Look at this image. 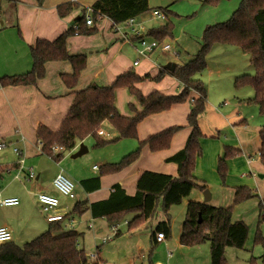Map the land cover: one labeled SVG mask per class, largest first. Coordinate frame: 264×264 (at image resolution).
<instances>
[{"label":"crops","instance_id":"obj_1","mask_svg":"<svg viewBox=\"0 0 264 264\" xmlns=\"http://www.w3.org/2000/svg\"><path fill=\"white\" fill-rule=\"evenodd\" d=\"M66 1L77 2L78 6L72 9L70 13L59 16L56 6ZM92 2L93 0H44L43 4L38 6L35 0H0V77L29 71L32 63L30 48L35 41L37 39L52 41L67 29L75 28L77 26L76 18L80 15L81 8L86 9V14L91 10ZM202 4L215 9L220 5V1L218 0L216 5H210L206 2H202ZM140 16L134 18V23L136 27H141V31L144 32L142 21L139 20ZM119 26L116 29L108 18L102 17L96 23L97 30L95 33H75L66 39V50L69 55L84 54L86 57L85 67L80 71L73 87H67L61 78L62 74L72 72L68 60L46 61L44 63V76L37 79L34 85L3 86L0 84V143L5 144L4 147L0 148V198L15 196L19 200L15 206H0V226L10 231L11 242L19 246L38 236L50 225L59 224L64 230H76L79 233L77 247L86 253L88 261L92 264H210L208 241L193 246L180 244L179 236L182 222H177V219L184 215L188 201L225 206L230 201L232 202L235 186L246 185L255 189L253 183H250L248 179L234 181L228 173L225 184L222 185L216 172L217 159L222 155L223 146H231L240 151L243 148L238 139V142H235L241 148L229 145L227 141H222V139L217 140L218 125L215 124L231 121L230 123L233 124L231 129L236 133L238 127L236 128L235 125L241 118L236 120L233 114H228L223 108L221 111L225 117L217 109H215L214 114L210 110L211 107H214L208 106L206 108V102L205 111L202 113H206L211 121L210 110L211 117L214 116V125L208 126L204 116L202 117V113L199 114L198 125L203 134L199 139L202 153L196 158L192 172L198 182H204L205 188L201 190L193 188L192 191L196 192L190 191L188 197L183 198L180 204L170 207V237L161 241L155 239L156 225L164 219L160 206L156 208L153 216L131 229H127L126 225L133 217L132 213L125 215L116 225H110L103 218H93L89 210L77 215L72 213V208L76 202L81 200H87L90 203L107 198L113 184L120 185L128 195L134 194L136 178L143 170L176 176V165L167 162L166 158L185 144L189 132V127L185 125V118L191 106L189 102L175 104L166 111L143 119L137 126L135 142H129L126 148L119 151L118 157L124 156L127 151H132L134 146L137 147L139 140H144L154 133L174 125L183 127L174 134L168 149L151 152L148 146L144 145L141 147L137 159L117 172L100 175L97 173V169L98 166L103 165L102 162H117L118 157L109 162L104 158L98 159L90 168L86 167L81 158L77 157L88 151L87 146H85L86 151L84 153L71 157V154L78 149L80 141L69 151L54 149V152L62 154L58 160L46 156L40 150L35 134L37 126L42 124L49 130L56 131L71 105L76 91L84 89L91 83L106 86L117 75L135 66L133 61L136 59L138 61V58L130 59L127 56V52L135 50L136 44L132 40L134 35L131 33L130 26L126 25L125 22ZM219 47L231 49L226 45ZM230 52H234V50H230ZM142 60L144 62L141 64H145L141 69L143 72L151 66L160 69L164 65H159L148 56ZM174 63L175 65L179 64ZM141 64L137 63L136 67ZM136 74L141 77L140 74ZM166 74L167 77L163 80H169L167 87L169 85L170 87H168V91L162 89L158 91L165 94L179 92L181 83L169 73ZM201 74L202 72L199 75L200 79ZM141 84L138 82L136 85L143 94H146L141 90ZM213 88L218 90L217 92H223V96L230 91L228 86L222 87L215 84ZM251 97L245 99L248 101ZM116 98L115 94L114 105L118 113L131 116L132 114H124L123 109L116 103ZM132 103L135 108L139 109L136 102ZM219 117H223L222 121ZM105 123L108 122L103 121L99 125L100 130L103 131L101 126ZM263 125L264 123L257 128V136ZM205 132L211 133L207 135ZM102 135L108 136L105 132ZM116 136L117 134L114 138ZM209 143L213 150L206 152ZM259 144L260 142H258V150ZM14 147L22 152V164L18 163V156L13 151ZM245 162L248 170L246 171L244 167L243 171L240 172L241 177L246 176L247 173L251 175L253 172L251 166L255 162L251 161L249 157L245 158ZM29 168L34 172L32 179H28L25 175ZM258 170L264 176V166H259ZM60 171L74 181L75 197L63 196L53 188L52 179ZM92 177H99V187L92 191L85 190L81 181ZM254 181L258 184L256 180ZM211 184L215 187L219 186L218 189L220 190L211 189ZM205 189H208L206 200L202 194ZM40 192H46L58 198L59 203L56 212L62 214L61 220L48 222L45 219L37 200V194ZM259 195L262 196V200L264 187L259 190ZM240 214V211H237L235 215H231V222H246L243 215ZM154 243L156 246L152 249ZM151 249L150 255L148 253Z\"/></svg>","mask_w":264,"mask_h":264},{"label":"trees","instance_id":"obj_2","mask_svg":"<svg viewBox=\"0 0 264 264\" xmlns=\"http://www.w3.org/2000/svg\"><path fill=\"white\" fill-rule=\"evenodd\" d=\"M41 6L44 0H35ZM218 0H204L215 5ZM78 6L77 2H62L56 6L59 16H64ZM92 26L85 24V8H81L76 18L77 26L62 32L52 41L37 39L30 48L31 68L21 74L0 77V84L28 85L36 84L37 79L44 76V63L50 60H68L72 67L70 74H62L61 78L67 87L76 84L80 71L85 67L84 54L69 55L66 50V39L75 34H93L96 23L102 17L108 18L113 25L121 24L128 19L138 17L149 10L148 0H93L90 5ZM167 17L171 13L168 8L162 10ZM173 24L166 21L158 26L144 31L143 36L162 41L172 37ZM140 35H134L132 40H138ZM214 44L233 45L249 57L253 68L252 74H241L235 77V87L249 85L253 90L248 100L257 106L258 112L264 115V0H240L228 19L204 27L199 48L193 56L183 64H176L172 71L163 67L155 75L159 80L169 73L181 83V89L175 94H165L152 90L143 94L137 87L142 77L132 69L117 75L106 86L89 84L84 89L74 93L58 129L51 131L39 124L36 128V138L40 150L46 156L58 160L62 154L56 153L53 147L69 151L75 144L87 135L96 139L97 145H103L120 138H137V126L146 117L170 109L175 104L189 102L191 104L186 115V126L189 127L184 146L166 158L167 162L176 165L177 175L143 170L135 181V192L132 195L113 184L107 198L88 202L81 200L74 204L72 213L77 215L89 210L93 218H103L110 225H116L127 214H134L127 222V229L141 224L154 215L156 208L160 209L164 219L157 223L155 231H161L164 238L170 237V214L172 205H178L187 197L193 188L204 189V182H198L192 172L196 158L202 153L199 139L203 136L198 125V116L204 111L206 90L200 73L206 66V55ZM126 87L132 94L139 109L130 104L131 116L118 113L114 105V90ZM103 120H107L117 132L113 139H102L97 134V128ZM183 126L174 125L154 133L144 140H139L137 147L122 156L117 162L105 163L100 166L99 174L117 172L134 162L142 146L147 145L149 151L157 152L168 149L174 134ZM259 161L264 166V125L258 131ZM222 155L217 159L216 172L222 185L227 175L226 161L240 153L231 146H223ZM85 190L92 191L99 187V177L87 178L81 181ZM256 196V192L246 186H235L231 204L213 206L199 201H188L185 206L184 218L181 224L179 242L183 246H193L209 242L210 264H226L224 249L226 247L242 248L245 244L248 228L242 221L231 222L234 205ZM264 199V197H263ZM263 205L259 202V211ZM264 218V215H263ZM79 233L73 229L64 230L59 224L49 226L32 240L19 246L11 241L0 244V264H92L86 253L78 249ZM263 239L256 231L254 242ZM152 245V249L155 247ZM151 250L149 253L151 255ZM264 264V261H263Z\"/></svg>","mask_w":264,"mask_h":264},{"label":"rangeland","instance_id":"obj_3","mask_svg":"<svg viewBox=\"0 0 264 264\" xmlns=\"http://www.w3.org/2000/svg\"><path fill=\"white\" fill-rule=\"evenodd\" d=\"M219 1L220 5H218L215 9H211L210 7H206V5L202 4L204 1L201 0H148L149 10L142 14L139 18V20L142 21L141 23L143 28L147 30L169 20L173 24V29L172 37H167L162 40L163 43L170 45V49L167 52H162L158 47L147 56L159 65H163L168 61H173L179 64L187 62L199 48L204 27L228 19L232 11L237 7L240 0ZM165 8H168V10L171 11L167 17L163 15V12H161L163 16L160 17L152 14L153 9L162 11ZM136 41L134 40V44H137ZM219 46L223 45L214 44L207 53L206 66L201 74V80L206 90L205 105L207 102L206 108L208 106H213L214 108L211 107L210 110L214 112V114L215 109H217V111H219V113L225 117L221 111V108H223L228 114H233V116L236 117V120L241 118V120L235 125V127L238 128L236 133H234L231 129V125H233L230 123L231 121H225L224 119L225 122L223 123V117H219L222 122L215 124L218 125V132L215 131L217 135L216 138L217 140L222 139V141H227L229 145L243 148L241 149L240 153L226 161L227 173L234 181L248 179L250 183H253L255 187L253 190L256 192V196L245 199L242 201V203L240 202L239 205L236 204L238 207L234 205L232 208L231 215H235L237 211H240V215H243L246 221L244 223L248 227V233L245 245L240 249L226 247L224 249V257L226 264H263L264 218L262 213L264 209V202H262L263 199L261 200L262 196L259 195V190L264 187V176L261 177L260 174H262V172L258 170V167H262L263 165L259 161V153L257 149L259 140L256 132L257 128L264 123V115L258 112L257 106L254 103L248 102L245 99L253 95L252 88L249 85H242L240 87H235L234 85L236 76L242 73H253V68L249 64L248 55L243 53L241 50L236 49L237 47H232L233 45H226L231 49L226 47L222 48ZM223 49L225 50L222 51ZM230 50H234V52H230ZM127 56L130 59L138 58L137 63L140 64L144 62L142 59L145 58L138 56L135 50L127 52ZM144 66L145 64H141L138 67L135 65L130 68L134 72L141 75V90L146 93L154 89L168 91V87H170V85L167 87V84H169L170 81L163 80L165 77H167V74L165 73L159 80H156L154 77L159 68L156 69L151 66L143 72L141 69ZM152 70L154 71L152 72ZM215 84L222 87L228 86L230 89L228 92L229 94L224 92L226 95L223 96V92H217L218 90H214L213 85ZM115 94L117 97L116 103L120 105L121 109H123L124 114L131 115L132 111L130 110V104L133 105L132 102H136L135 97L130 94L126 87H118L114 90V100ZM210 110L209 116L211 121L208 119V115H206V113H202V117L204 116V120L208 126L214 125V116L211 117ZM221 123L223 124L221 125ZM101 127L103 131L108 134V136L98 135L102 139H113L117 134L109 122L103 124ZM99 129L100 128L98 126L97 130ZM205 133L209 135L211 132ZM237 139L239 140L241 147L238 145V143H236L238 142ZM82 140H80V143H82L84 146H87L88 151L85 153L83 152L84 154L77 158H81L86 167L89 168L92 166V164L96 163V160L98 159L104 158L107 159V162L114 161V159L118 157L117 155L120 153V150L126 148L129 142H135L134 138H120L103 145H97L96 139L92 135H87ZM135 147L136 146H134L133 150ZM210 150L212 151L213 147L210 146L209 143L207 144L206 152ZM128 152L130 151H127V153ZM121 157H118L117 161ZM246 157H249L251 161L255 162L251 166V170L253 172H251V175L250 173L246 172L247 175L241 177L240 172L243 171V168L245 167V170H248L245 162ZM102 164L105 163L102 162ZM99 168L100 166H98L97 169L98 174ZM69 178L72 182H74L71 177ZM254 180H256L258 184H256ZM211 185V189L220 190L218 189L220 188L219 186L215 187L214 185ZM192 192L196 191L193 190ZM259 202L263 205L262 211H258ZM229 204H231V201L226 205ZM183 218L184 215L180 216L177 219V222L181 223ZM256 231L259 232L260 236L262 237L263 243L258 241L254 242Z\"/></svg>","mask_w":264,"mask_h":264},{"label":"built area","instance_id":"obj_4","mask_svg":"<svg viewBox=\"0 0 264 264\" xmlns=\"http://www.w3.org/2000/svg\"><path fill=\"white\" fill-rule=\"evenodd\" d=\"M152 14L158 17L163 16L162 13L157 9L152 10ZM125 23L126 25L130 26L131 28L130 30L133 35L141 36V38L137 40V44L135 47V51L138 56L146 57L148 54H150L153 50H155L158 47L162 52H167L170 49V45L167 43H163L162 41H158L156 39H151L143 36L144 32L141 31V27L135 26L134 18L128 19L127 21H125ZM85 24L87 26H91L93 24L91 19V10L85 14ZM119 25L120 24L114 25V27L118 29L120 27ZM133 65H137V59L133 61ZM97 134L102 135L104 134V132L99 129L97 130ZM4 146L5 144L1 142L0 148ZM52 149L62 150V148H58V147H53ZM13 151L18 156V163L22 164L23 163L22 152L16 147L13 148ZM93 167L95 168L96 166ZM25 175L28 179H32L34 177V172L29 168L26 171ZM51 183L53 188L59 194L67 197H75L73 182L61 171L54 176ZM37 200L40 203V209L44 213L45 219L48 222H55L62 219V214L56 212V208L59 203L58 198L56 196L46 192H40L37 194ZM18 203L19 200L15 196H6L0 198V206L3 207L15 206ZM262 215H264V209ZM155 239L156 241H161L164 239V235L162 234L161 231L156 232ZM9 241H11L10 231L5 227L0 226V244Z\"/></svg>","mask_w":264,"mask_h":264},{"label":"water","instance_id":"obj_5","mask_svg":"<svg viewBox=\"0 0 264 264\" xmlns=\"http://www.w3.org/2000/svg\"><path fill=\"white\" fill-rule=\"evenodd\" d=\"M174 66H175L174 62L168 61L163 65V68L168 71H172L174 69ZM85 151H86V147L82 143H79L78 149L71 154V157L79 156ZM260 176H262V174H260ZM202 194H203V198L206 200L208 198L207 190L205 189Z\"/></svg>","mask_w":264,"mask_h":264}]
</instances>
